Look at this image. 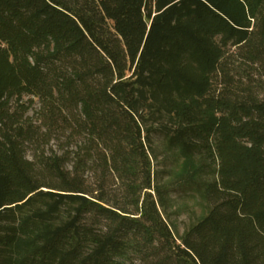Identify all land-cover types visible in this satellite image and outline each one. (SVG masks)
<instances>
[{
  "label": "trees",
  "instance_id": "trees-1",
  "mask_svg": "<svg viewBox=\"0 0 264 264\" xmlns=\"http://www.w3.org/2000/svg\"><path fill=\"white\" fill-rule=\"evenodd\" d=\"M231 47L264 75V0H0V264H264V98ZM169 192L208 209L180 238Z\"/></svg>",
  "mask_w": 264,
  "mask_h": 264
},
{
  "label": "rangeland",
  "instance_id": "rangeland-1",
  "mask_svg": "<svg viewBox=\"0 0 264 264\" xmlns=\"http://www.w3.org/2000/svg\"><path fill=\"white\" fill-rule=\"evenodd\" d=\"M225 64L233 82H239V78H243L245 83L251 84L253 92L264 98V75L258 70L257 65L245 63L235 47L228 49ZM215 80L217 90L224 88L220 84L221 77L218 76ZM32 114L33 112L30 113ZM154 142L157 148V159L153 161V169L159 173V184L168 188L188 170V167L184 159L164 151L158 136L154 137ZM30 154H32L31 151ZM89 178L92 181L95 180L93 172L89 174ZM168 195L169 202L164 216L172 225L176 236L180 238L192 224L206 215L208 209L203 200L196 195L179 192H169Z\"/></svg>",
  "mask_w": 264,
  "mask_h": 264
}]
</instances>
